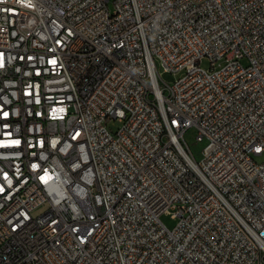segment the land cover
Returning <instances> with one entry per match:
<instances>
[{"label":"built area","instance_id":"obj_1","mask_svg":"<svg viewBox=\"0 0 264 264\" xmlns=\"http://www.w3.org/2000/svg\"><path fill=\"white\" fill-rule=\"evenodd\" d=\"M0 264H264V0H0Z\"/></svg>","mask_w":264,"mask_h":264},{"label":"rangeland","instance_id":"obj_2","mask_svg":"<svg viewBox=\"0 0 264 264\" xmlns=\"http://www.w3.org/2000/svg\"><path fill=\"white\" fill-rule=\"evenodd\" d=\"M203 65L204 66H208L209 65V63L205 60L204 62H203ZM174 74L173 73H164L163 75H162V78H163V80H165V81H171V80H173L174 79ZM201 146V145H200ZM199 146L198 145H193V149H194V151L196 152V155H197V158H200V153H199ZM161 219H162V221H163V223L165 224V225H167V226H169V227H172L173 226V224L175 223V220L170 216V215H168V214H164V215H162V217H161Z\"/></svg>","mask_w":264,"mask_h":264}]
</instances>
